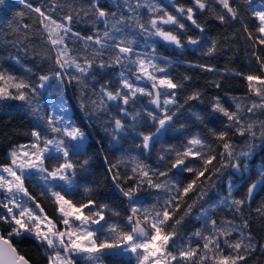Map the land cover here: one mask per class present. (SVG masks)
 I'll use <instances>...</instances> for the list:
<instances>
[{"label": "snow or ice", "instance_id": "snow-or-ice-1", "mask_svg": "<svg viewBox=\"0 0 264 264\" xmlns=\"http://www.w3.org/2000/svg\"><path fill=\"white\" fill-rule=\"evenodd\" d=\"M22 2L25 3V7L37 13L41 18L40 24L47 34V42L55 50V64L59 70L40 75L39 83H33L0 67V101L8 99L23 101L39 120L30 132L32 140L27 144L12 148L9 151L10 163L0 165V225H7L9 228L7 232L0 230V264H30L12 242L13 239L24 237H31L38 242L43 248L47 264H76L74 256L82 258L86 264H105L107 256L117 261L127 257V264H131L132 258L135 259V264H246L247 259L256 252L257 247L264 253V244H258L248 231L249 222L247 220H244L240 227H234L232 221L222 222L223 226H217L216 220L208 219L209 210L204 208L200 209V216L197 218L211 225L210 232L204 233L198 229L192 233L198 241L203 242L202 247L199 242L193 247L191 237L185 240L180 235V226L190 216L196 204L208 194L204 186L214 188L215 178L222 177L229 168L240 172L243 161L253 154L257 139H260L261 146H264V120L250 119L257 112L264 111V60L253 53L260 65V73L246 75L238 73L247 81L248 93L245 97H232L234 110L226 108L219 97L214 98L213 111L222 114L227 119L222 130L209 129L211 136L222 146L218 166L214 165V162H217L215 149L197 133L187 139L182 150H177L174 146L166 150L170 155L174 154V159L170 161V167L166 170L153 169L133 157L132 175L126 180L134 179L136 183L127 188L121 185L120 173L117 170L118 164L122 161L109 167L108 171L112 174L111 179L116 188L129 201V214L126 216L127 224L124 227L117 223H108L105 218L107 211H111L114 216L120 215L119 212L110 209L108 204H97L96 201L88 198L86 202H79L77 206L76 202L67 198L76 188L74 177L77 167L85 168L89 161L88 159L83 161L73 159L74 156L83 154L87 135L72 119L70 107L64 99L62 91L64 77H68L69 82L75 80L78 84H82L87 76L93 74L92 69L97 66L98 57H100L99 69L119 65L121 67L120 87L113 91L110 90V85H101L98 93L100 98L98 101H93V104L97 106V111L103 112L108 102L115 101L117 102L115 107L120 113L125 116L131 115L135 120L138 113L135 115L129 113L127 106L130 102L134 103L138 95L150 97V103L154 104L162 115L154 111L148 112L147 116L155 122V131L147 134L139 133L142 143L137 147L149 150L156 138L171 127L173 117L177 116L181 106L177 104L176 90L181 89L183 84L174 81L167 74L166 68L156 63L157 59L167 62V58L157 57L154 46L151 53L136 52L133 47L134 37L130 39L125 33L130 26L135 27L140 30V33L150 37H160L163 41L182 48L184 45L179 35L164 30L163 25L170 24L184 29L185 24L181 23L177 15L169 13L154 0H144V3L136 0L135 6L130 0H123V4L113 0L117 9L126 8L132 14L130 16H125L120 11L109 12L101 7L100 0H92L91 8L97 22L103 23L105 27L102 33L97 30L94 35L81 37L80 33L72 31L70 24L73 15L71 12L62 20H57L50 13L43 11L41 7H33L32 4L27 3V0H22ZM3 3L4 0H0V4ZM212 3L222 6L231 20L242 19L239 7L233 6L230 0H211V3L210 0H194V5L199 10L211 11ZM245 3L249 5L247 12L257 22L254 39L260 45H264V3L256 6H252L253 0H245ZM141 7H147L148 12L153 14L148 21L150 28L145 26L138 15V9ZM51 11L54 12L55 7ZM176 12L180 16L186 15L188 21H191L201 32L204 31L203 26L194 18L193 7H176ZM19 15L22 16L23 13ZM216 19L222 23L226 22L225 14H216ZM23 27L28 28L29 26L24 25ZM243 27L248 38L253 39V34L249 31L247 24ZM69 34L73 38L85 41L86 49L89 46L88 42H93L98 46L93 49L92 59L84 56L81 62L80 58L71 55L72 49L66 42ZM118 36L121 38L117 39ZM187 39L192 45L200 42L199 37L189 36ZM216 47L217 41L213 39L205 54H213ZM105 49H113L116 55L106 61L102 58ZM133 56L135 59H132ZM11 59L17 64L20 63L19 57H11ZM196 66L207 71L215 70L210 65ZM23 67L26 72H32V68ZM132 67L136 69L132 73L135 80L146 79L151 83V90L139 87L129 79L125 69L131 71ZM71 70H74L75 74H72ZM53 79L56 80V84H52ZM184 79L188 80L190 77L185 76ZM219 86V83H216V87ZM45 88H52L53 93L60 90L57 101H50L53 108L52 114L46 117L40 115L42 106L37 99L40 96L39 90ZM200 95L199 91H194L187 97L186 102L187 100H198ZM241 100L246 103H241ZM121 101L123 106L119 103ZM80 106L84 107L83 102ZM169 106H176V111H171ZM194 115L197 120L203 119L199 114ZM124 127L121 118L114 119L112 131L116 134L112 137L113 141L118 142V134L124 130ZM230 132L233 135L249 138L246 150L236 151V146L229 137ZM165 158L163 154L158 157L161 162ZM189 158L198 159L202 166L200 168L188 166L186 161ZM52 159L57 160L58 163L46 164V161ZM247 168L248 165L243 163V169L247 170ZM173 169L194 173L195 178L181 187L179 183L168 179L169 172ZM161 177L164 179L160 180ZM37 178L44 190L41 195L44 192L48 193L56 205L62 227L45 212L36 197L25 186L26 179ZM197 181L200 182L199 191H197ZM144 184H147L149 188L174 194L168 196L159 210L156 205L150 208L144 207L137 197V193ZM258 186L264 188V168L259 170L258 179L248 186L246 199L233 197L232 190L235 185L229 177L228 193L221 197L219 204L241 213L242 207L251 200ZM57 187L61 190L56 191ZM83 191L88 194L93 189L85 186ZM189 193L194 194L195 199L187 203L181 213L182 204L186 203L185 197ZM216 206V203H213L210 207L214 209ZM256 211L264 215V206ZM177 213L180 214L177 215ZM233 232L237 233L235 240H231ZM225 249L228 251L226 252Z\"/></svg>", "mask_w": 264, "mask_h": 264}, {"label": "trees", "instance_id": "trees-1", "mask_svg": "<svg viewBox=\"0 0 264 264\" xmlns=\"http://www.w3.org/2000/svg\"><path fill=\"white\" fill-rule=\"evenodd\" d=\"M263 0H253V5L256 2ZM117 3L123 4V0H116ZM135 6L136 0H130ZM160 4L169 13L177 15L181 23L185 24L184 29H179L175 25H163L164 30L172 31L179 35L182 48L174 44L163 41L160 37L147 36L140 33V30L135 27L129 28L125 35L128 38L135 39L133 45L136 52L151 53L153 46L155 47L156 55L160 58H167V62L162 59H157L161 67H165L167 74L176 82L183 84L181 89L177 91V104L180 107L177 116L173 117L171 127L163 132L160 139L155 140L148 151L138 148L137 145L142 143V138L139 133L145 134L155 131V122L148 116V112H153L151 107L150 97L147 95H138L135 102H130L127 106L128 112L135 115L138 113L135 120L132 116H125L120 113L115 107L117 102H108L106 110L97 111V106L93 101L99 100V91L101 85H110V90H115L120 87L119 73L121 67L119 65L112 68L99 69L98 63L100 57L97 58V66L92 69V75L87 76L82 84H78L75 80L69 82L68 77H64V87L66 97L72 113V118L76 124L81 127L87 134L88 139L84 144L83 154L74 156V160L83 161L88 159L89 163L85 168L76 169L74 177L76 188L72 194L67 196L79 206V202H86L88 198L96 201L97 204L106 203L109 208L119 212V216H114L111 211H107L105 218L108 223H117L126 227V216L129 214V201L116 188L111 173L108 169L111 165L118 164L120 173L121 185L125 188L136 183L133 180H126L131 176V167L133 166L132 158L135 157L138 161L150 166L153 169L166 170L170 167V161L174 159V154L170 155L166 150L170 146H174L177 150H182L187 139L199 133L203 136L215 149L217 154L218 166L219 153L222 151L220 142L216 141L209 133V129L222 130L223 125L227 123L226 117L218 112H214L212 105L214 98L219 97L221 103L229 110H234L232 97H245L248 93L247 81L238 73L243 74H259L261 69L256 60V55H259L261 60H264V45H260L255 41L256 36V20L247 12L249 5L245 0H230L233 6H238L240 9V17L235 21L227 17L226 11L222 6L212 3V10H199L194 5V0H154ZM27 3L33 7H41L46 13H50L54 19L62 20L69 14L73 15L71 28L73 33H80L81 37L94 35L99 30L101 33L104 30V24L98 23L94 11L91 8L92 0H27ZM144 3V0H141ZM211 3V0H210ZM101 7H104L109 12L120 11L125 16L132 15L126 8L117 9L113 0H100ZM193 7L194 18L200 23L204 31L197 29L191 21H188L185 16H180L176 12V7ZM55 7V11L51 9ZM23 13V15H19ZM77 13H79L77 15ZM163 14V13H160ZM216 14H225L226 22L222 23L216 19ZM138 15L146 27L150 28L148 21L151 15L147 7L138 9ZM40 17L34 11L25 7L22 0H4L0 4V67L8 69L14 75L24 77L33 83H38V77L44 74H50L58 71V66L55 64L56 53L50 43L47 42V34L44 32L40 24ZM65 23H68L65 21ZM134 24V21L132 22ZM247 24L249 31L253 34V39H249L244 31L243 25ZM28 25V28H24ZM199 37L200 42L196 45L188 43V37ZM121 37H117L120 39ZM217 41L216 51L211 55H206L211 41ZM68 46L71 55L81 59L87 56L92 59L93 49L98 47L93 42H88L89 46L84 47L85 41L82 39L73 38L71 34L67 38ZM255 53L256 55H253ZM116 55L113 49H105L102 58L106 61ZM11 57H19L20 63L17 64ZM135 59V56L132 57ZM205 64L214 67V71H207L197 67L196 65ZM23 66L32 68V72L28 73ZM227 70V71H226ZM75 74L74 70H71ZM129 79L135 83L132 73L135 72V67L131 71L125 69ZM160 75V74H157ZM190 77L185 80L184 77ZM219 83V87H216ZM145 87H148L147 85ZM40 91V90H39ZM194 91L200 92L198 100H187V97ZM42 94V91H40ZM163 99V97H161ZM252 99H256L252 97ZM81 102L84 107L81 108ZM122 105V101L119 102ZM241 103L246 101L241 100ZM27 105L19 100H3L0 101V165L10 163L8 153L12 148L25 143L31 139L30 132L34 127L30 114L27 112ZM46 108L47 105H44ZM171 111H176V106H169ZM155 112V111H154ZM158 115H162L159 111ZM194 114H199L203 119L197 120ZM121 118L124 123V130L119 133V140L113 141L112 137L116 133L112 131L114 119ZM253 120H264V111L257 112L251 116ZM183 125V127H181ZM232 143L236 146V151L246 150V145L249 142L247 136L241 137L229 133ZM257 145L253 154L247 158V170L242 169L240 172H235L231 168L225 171L222 177L215 178V187L211 188L208 185L204 186L207 191V196L200 200L192 209L184 223L180 226V235L187 240L191 237L192 246L195 247L198 238L192 236L196 230H201L204 233H209L211 225L203 219H198L200 209L209 210V220H216L217 226H223L222 222L232 221L234 227H240L244 220L249 222L248 231L251 232L254 240L258 244H264V215H261L256 210L264 206V188L258 186L254 191L250 201H247L242 207L241 213L235 212L226 206L220 205L221 197L228 193V178L231 177L235 187L233 188V197L236 199H246L247 188L258 179V173L261 168H264V146H261L260 139L255 141ZM165 155L163 162L159 161L160 155ZM58 161L55 159L46 161L48 165H55ZM188 166L200 168L201 162L198 159L189 158L186 161ZM194 173L182 172L173 169L169 172L168 179L179 183L181 187L194 179ZM156 179L155 177L153 178ZM163 180L164 178H159ZM37 179H26L25 186L29 192L36 197V200L44 208L45 212L60 225L56 205L50 195L44 192ZM126 181V182H125ZM89 186L93 189L91 193L85 194L83 189ZM59 191L61 190L58 187ZM200 189V182L197 181V191ZM174 193H166L163 190L149 188L144 184L141 190L137 193V197L142 201L144 207L157 206V210L164 204V201L169 195ZM195 199L194 194L189 193L185 197V202L182 204L181 213L187 203H191ZM216 203L213 209L210 206ZM180 213H177L179 215ZM171 223V222H170ZM107 227V225H105ZM0 230L7 232V225H0ZM237 238V233L233 232L231 240ZM13 244L18 252L23 255L30 264H47V258L44 255L43 248L31 237L23 239H13ZM179 243V241H177ZM223 246V245H222ZM227 252L228 250L225 249ZM127 259L114 260L111 256L107 257L109 264H127ZM77 264H83L79 259H75ZM131 264H134L131 259ZM246 264H264V253L257 247L256 252L252 254L246 261Z\"/></svg>", "mask_w": 264, "mask_h": 264}, {"label": "rangeland", "instance_id": "rangeland-1", "mask_svg": "<svg viewBox=\"0 0 264 264\" xmlns=\"http://www.w3.org/2000/svg\"><path fill=\"white\" fill-rule=\"evenodd\" d=\"M262 3H264V0L263 1H261V2H256L255 4H254V6H256V5H259V4H262ZM136 70V69H135ZM133 78H135L134 76H133ZM39 83V82H38ZM52 84H56V80L55 79H53L52 80ZM135 84L137 85V86H139V87H144V88H147V89H149V90H151L150 88H151V83L149 82V81H147L146 79L145 80H139V81H137V80H135ZM148 86V87H145V86ZM40 91H42V94L40 93V96L37 98L38 99V101H39V103H40V105L42 106V109H41V113H40V115H43V116H47V115H50V114H52V111H53V108H52V105H51V103H50V101H57V96L59 95V92H60V90L58 89L56 92H54L53 93V89L52 88H45V89H40ZM62 91H63V96H64V99L67 101V104H68V106H69V103H68V100H67V97H66V92H65V87H64V83H63V85H62ZM49 93H53L52 95H49ZM44 105H47V107L45 108L44 107ZM70 107V106H69ZM27 112L30 114V117H31V120H32V122H33V124H34V127H35V125L39 122V120H38V117L36 116V115H33L32 114V111H31V109L29 108V107H27ZM73 119V118H72ZM74 120V119H73ZM86 133V132H85ZM86 135H87V139H88V134L86 133ZM32 140V137H31V139L29 140V141H27V142H25V143H22V144H27V143H29L30 141ZM86 142V141H85ZM21 145V144H20ZM10 151V150H9ZM8 157H9V160H10V156H9V153H8ZM8 165V164H7ZM39 184H40V182H39V180H38V178H37V180H36ZM60 183H62V182H60ZM41 185V184H40ZM56 191H59V189H58V187L56 188ZM61 227H62V225H61ZM108 257V256H107ZM107 257H105V264H109V261L107 260ZM74 258V260L75 259H79V260H81L82 262H83V264H86V262L82 259V258H80V257H73ZM127 258V257H126ZM133 259V261H134V264H135V259L134 258H132ZM76 261V260H75ZM77 264V263H76Z\"/></svg>", "mask_w": 264, "mask_h": 264}, {"label": "water", "instance_id": "water-1", "mask_svg": "<svg viewBox=\"0 0 264 264\" xmlns=\"http://www.w3.org/2000/svg\"><path fill=\"white\" fill-rule=\"evenodd\" d=\"M150 89H151V88H150ZM151 107L154 109V111H155L156 113H158V112L160 111L159 109L156 108V106H155L154 104H151ZM162 135H163V133L160 134L159 137L156 138V140L160 139V138L162 137ZM146 151H148V150H146Z\"/></svg>", "mask_w": 264, "mask_h": 264}]
</instances>
